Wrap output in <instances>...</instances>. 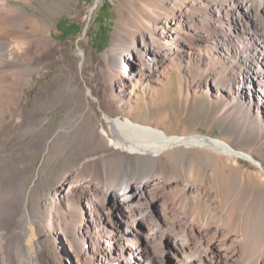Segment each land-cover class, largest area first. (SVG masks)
<instances>
[{
  "label": "bare ground",
  "instance_id": "obj_1",
  "mask_svg": "<svg viewBox=\"0 0 264 264\" xmlns=\"http://www.w3.org/2000/svg\"><path fill=\"white\" fill-rule=\"evenodd\" d=\"M205 1L211 7L195 8L189 17L197 29L185 37L178 31L188 14L182 7L172 16L154 17L148 23L138 15L128 16L132 35H117L113 49L118 52L104 63L112 71L119 66L121 104L108 87L90 84L85 76V88L70 87L76 104L85 100L88 108L70 111L45 140L46 151L61 136L68 144L81 145L82 153L71 155L58 185L43 183L46 199H35L32 206L28 207L30 195L37 190L29 188L24 196L16 177L9 178L11 192L0 191V264H67L66 260L82 264V259L83 264H140L143 258L145 264H264V164L254 152L247 156L257 169L242 165L236 157L241 150L225 139L169 136L128 115L133 101L125 99L127 89L135 94L151 77L169 78L176 62L188 71L198 62L210 72L197 85L227 103L228 109L236 108L234 120L243 133L264 140V0ZM35 24L38 30L46 29L39 18ZM48 36L29 39L31 52L35 48L37 55L49 45ZM215 37L219 42H214ZM4 42L0 40V53L13 66L15 56L5 50ZM80 55L83 70L90 54L81 49ZM214 55L224 66L221 73L213 72L218 67ZM27 84L20 88L24 99L17 103L11 124L19 138L31 115L25 100ZM43 94L41 90L39 102ZM38 130L33 126L28 133L35 136ZM87 134L94 135L92 145L81 139ZM17 135L5 142L17 148ZM193 144H206L224 154L232 172H223L221 179L213 175L207 182L194 179L183 166L186 177L175 179L161 163L162 154ZM41 177L37 172L36 180ZM72 191L91 205L88 223L73 230L68 241L73 254L64 245V215L56 198L66 199ZM90 252L95 255L88 257Z\"/></svg>",
  "mask_w": 264,
  "mask_h": 264
},
{
  "label": "rangeland",
  "instance_id": "obj_2",
  "mask_svg": "<svg viewBox=\"0 0 264 264\" xmlns=\"http://www.w3.org/2000/svg\"><path fill=\"white\" fill-rule=\"evenodd\" d=\"M177 1L0 0V40L5 41V50L11 52L16 61L15 65L10 66L0 53V181H4L0 183L1 193L11 192L12 183L8 180L15 176L24 196L29 188L37 190L30 195L28 207L34 204L35 199H46L41 188L43 183L49 180V186L58 185L63 172L69 166L71 155L82 153L81 145L68 144L67 139L61 136L54 138L51 149L46 151L45 140L53 136L70 111L88 108L85 100H81L79 105L76 104L70 96V87L79 84L85 88L82 77L85 76L90 84L102 85L105 89L108 87V92L116 96L121 104L123 95L120 94L121 87L116 74L119 66L113 72L104 64L113 52H118L113 49L117 35H132V27L127 21L129 15H138L148 23L154 17L164 19L167 15L172 16L181 7L188 14L184 27L178 31L183 37L193 33L197 29V23L189 15L194 16L195 8L201 10L204 7L202 10L207 11L211 6L205 0ZM36 18L42 21L46 29H36ZM44 34H49L50 43L36 55L35 51L38 50L34 48L31 52L27 41L36 36L41 38ZM25 35L27 38H23ZM214 42H219V38L215 37ZM81 49L90 54L83 70ZM214 58L218 67L213 72L221 73L224 67L222 61L217 55ZM172 66L174 69L170 71L169 78L163 77L156 81L155 77H151L138 87L135 94L127 89L125 99L131 97L133 101V108L130 112L127 111L130 118L158 127L169 136L201 135L225 139L231 146L241 150L242 154L236 157L245 167L259 168L247 156L250 151L254 152L256 160L264 164V140L243 133L234 120L236 108L228 109L227 103L214 99L212 92L197 85V81L210 71H206L198 62L194 63L190 71L178 62ZM124 70L128 72L129 68ZM25 83H28L25 100L31 115L20 129L22 136L26 133V137L19 138L11 124L17 103L24 99L20 88ZM218 85L226 87L222 83ZM41 90H44L43 101L39 102ZM121 110L125 112L124 108ZM33 126L39 128L35 136L28 133ZM16 135L17 148L5 142V138H14ZM93 136L87 134L81 139L92 145ZM215 150L206 144L183 145L181 150L162 154L161 163L172 171L177 180L186 177L183 166L189 172L192 171L191 176L194 179L202 178L208 182L213 175L221 179L224 173L232 172V169L227 166L229 162L226 156ZM55 154L60 156L56 157ZM37 172L42 179L36 180ZM6 181L8 185L5 184ZM56 198L59 201V210L64 215L66 236L62 235V238L64 237V245L70 252L68 241L73 239L72 231L88 223L91 205L86 203L82 194L74 191L66 199L62 195H57ZM61 253L66 258L62 251ZM70 253L73 254L72 251ZM91 255L95 254L90 252L88 257ZM97 259L99 260V256ZM82 261L85 263L84 259ZM66 262L69 264L67 260ZM145 262L146 259L143 258L140 264Z\"/></svg>",
  "mask_w": 264,
  "mask_h": 264
},
{
  "label": "water",
  "instance_id": "obj_3",
  "mask_svg": "<svg viewBox=\"0 0 264 264\" xmlns=\"http://www.w3.org/2000/svg\"><path fill=\"white\" fill-rule=\"evenodd\" d=\"M84 32H86V29L84 30ZM34 238H35L34 235H31L28 239V245L31 247L33 246Z\"/></svg>",
  "mask_w": 264,
  "mask_h": 264
}]
</instances>
